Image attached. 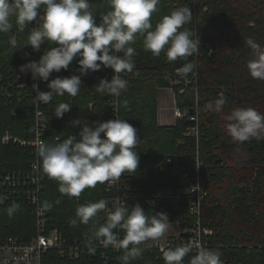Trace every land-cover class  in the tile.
I'll return each instance as SVG.
<instances>
[{
	"label": "trees",
	"instance_id": "trees-1",
	"mask_svg": "<svg viewBox=\"0 0 264 264\" xmlns=\"http://www.w3.org/2000/svg\"><path fill=\"white\" fill-rule=\"evenodd\" d=\"M90 4L97 23L101 22V17L110 10L108 0H90ZM177 8L190 9L192 19L183 30L189 26L196 33V39L200 40L198 54L169 62L164 52L153 56L145 51L143 37L138 35L131 45L136 49L135 68L132 73L120 74L128 81V87L117 97L119 115L137 129L139 136L135 149L139 164L132 174L133 191L127 206L138 203L148 216L164 209L170 221L186 227L197 219L190 213L189 202L195 195L189 187L199 176L206 192L201 224L213 231L209 247L220 253L223 264H264V139L233 143L226 119L238 107H252L264 113V79L249 74L247 62L252 59V52L245 43L251 38L264 46V0H161L152 16L153 26ZM33 26L28 25L23 32L13 28L0 33V136L7 131L26 139L33 136L36 101L17 87L19 66L36 60L31 46H24ZM12 38H16L15 44L11 43ZM47 47V42L41 45L40 56ZM77 59L67 70L53 72L49 79L79 75ZM188 61L196 65L188 74L192 82L187 86L172 83L175 70ZM113 74L110 67L89 71L81 76L82 85L76 97L67 94L52 97L45 105L46 143H55L57 136L63 139L78 134L80 126L71 123L74 119L82 118L89 125L109 120L113 96L97 93L95 88L101 79L110 80ZM23 76L30 85L31 74ZM185 78L180 76L181 80ZM169 87L174 89L181 108L194 107L197 100L198 136L185 134L196 123L189 118L177 119L173 125L159 123V92ZM182 88L185 90L180 92ZM221 94L226 99L221 111L209 109L208 105ZM62 102L71 104V109L57 118L54 112ZM240 151L246 155H240ZM33 158L30 149L20 144L0 143V176L9 170L29 169ZM40 168L44 184L42 203L51 210L58 226L68 233L88 236L106 222L105 212H99L88 224L80 223L76 217L79 206L109 200L105 183L86 188L78 198H70L58 191L56 180L43 173L41 160ZM10 206L0 199V239L8 236L30 239L36 233L31 207L19 205V210L9 216ZM123 254L124 251H108L109 264H121ZM92 261L88 256L60 258L54 250H48L43 257V264H92ZM189 261L190 256H186L184 264ZM130 264H164L163 252L153 250Z\"/></svg>",
	"mask_w": 264,
	"mask_h": 264
},
{
	"label": "clouds",
	"instance_id": "clouds-1",
	"mask_svg": "<svg viewBox=\"0 0 264 264\" xmlns=\"http://www.w3.org/2000/svg\"><path fill=\"white\" fill-rule=\"evenodd\" d=\"M108 3L110 10L97 23L90 0H0V33L13 28L23 32L35 21L24 46L39 51L45 42L49 45L38 61L19 66L21 72L31 74L33 81L47 82V91H40L38 84H33L39 102L48 103L54 95L76 97L82 85L81 76L102 67H110L114 74L110 80L101 79L95 91L119 97L128 87V81L120 74L132 73L135 68L136 49L131 45L138 35L143 37L145 51L153 56L164 52L169 62L198 54L200 40L183 30L192 19L189 8H177L153 26L152 16L161 0H108ZM245 43L252 52V59L247 62L249 74L264 79V46L251 38ZM76 58L79 75L49 79L53 72L67 70ZM195 67L188 61L177 72L187 77ZM225 102L221 94L208 108L220 112ZM70 109L71 104L62 102L54 115L62 118ZM226 119L233 143L264 139V113L255 108H235ZM71 123L80 126L78 134L57 137L53 144L41 142L38 146L42 171L58 182L62 195L78 198L86 188L116 183L122 175L136 172L139 155L135 149L139 136L127 120L115 118L89 125L77 118ZM19 207L13 203L7 214L12 216ZM99 212L107 213L106 222L93 231L92 238L104 247L123 250L121 264H130L140 257L142 244L158 242L169 229L166 213L148 216L138 203L128 207L118 199L83 204L77 208L76 217L80 223L88 224ZM77 219L72 221L74 225ZM120 232L124 233L122 238ZM186 256H190L189 264H223L220 253L206 247L195 253L191 244L163 251L164 264H184Z\"/></svg>",
	"mask_w": 264,
	"mask_h": 264
},
{
	"label": "built area",
	"instance_id": "built-area-1",
	"mask_svg": "<svg viewBox=\"0 0 264 264\" xmlns=\"http://www.w3.org/2000/svg\"><path fill=\"white\" fill-rule=\"evenodd\" d=\"M32 23L35 24V21ZM189 31L192 33V38L196 39V33L191 28H189ZM35 58L36 61L40 58L38 51H35ZM177 69L175 70V81L171 79L172 83H183L184 86H187L192 82V76H187L181 80ZM23 74L24 72L18 70L17 78L19 82L17 87L26 90L27 96L34 98L36 101L34 108L35 121L32 129L33 136L26 139L7 131L0 136V143L20 144L30 149L34 158L30 163L29 169H14L3 172L0 176V198H2L1 200L4 203L11 205L16 203L18 205L30 206L31 214L34 217L36 233L28 240H23L16 236L0 239V264H43L44 254L48 250L56 251L60 258L80 259L88 256L93 260L92 264H109L108 251L120 252L123 250H116L110 246H102L99 241L92 238V234L79 236L66 232L64 228L56 224L51 210L42 203L41 194L44 184L38 146L41 142L46 143L45 136L48 129V119L46 118L45 105L47 103L39 102L35 98L36 92L33 90V84H38L40 91H47L48 89L44 81H33L32 79L29 82L30 85H28L27 81L23 79ZM195 89L197 90V87ZM184 90L185 88H182L180 92ZM8 94L10 95V91H8ZM117 99V97L113 96V99L109 102L112 109L109 119H123L119 115ZM173 112L176 120L189 118L196 122L194 126L188 127L185 134L199 135L197 100L195 106L191 108H181L176 103ZM131 181L132 174H125L116 183L105 182L106 190L110 194L109 201L118 199L120 202L127 204L130 200V193L133 191L130 185ZM189 191L195 195L189 202V209L191 215L196 216V222L182 228L177 222L168 220L169 226H177V230L163 236L158 242H146L142 244L143 251L141 256L153 250L163 252L186 244H191L193 253L201 247L211 249L209 247V238L213 231L211 228L204 227L200 219L202 202L206 196V192L200 184L199 176L196 178V182L190 185ZM161 212L166 213L164 209H161ZM104 216L106 217L107 213ZM183 232H186L187 235L183 236ZM119 235L122 238L124 233L120 232ZM91 249H94V252Z\"/></svg>",
	"mask_w": 264,
	"mask_h": 264
},
{
	"label": "rangeland",
	"instance_id": "rangeland-1",
	"mask_svg": "<svg viewBox=\"0 0 264 264\" xmlns=\"http://www.w3.org/2000/svg\"><path fill=\"white\" fill-rule=\"evenodd\" d=\"M189 26H187L186 30L189 31ZM11 43H16V38L11 39ZM170 78V77H169ZM175 81V80H173ZM174 83V82H173ZM176 84V83H174ZM175 91L172 87L161 89L159 92L158 98V117L160 113V121L163 125H173L176 122V118L174 116L173 109L175 107ZM240 155H246L245 152L240 151ZM177 230V226H169L168 231L164 236L168 235L170 232Z\"/></svg>",
	"mask_w": 264,
	"mask_h": 264
},
{
	"label": "crops",
	"instance_id": "crops-1",
	"mask_svg": "<svg viewBox=\"0 0 264 264\" xmlns=\"http://www.w3.org/2000/svg\"><path fill=\"white\" fill-rule=\"evenodd\" d=\"M158 119H159V123L162 124L161 121H160V113H159V117H158ZM162 125H163V124H162Z\"/></svg>",
	"mask_w": 264,
	"mask_h": 264
},
{
	"label": "water",
	"instance_id": "water-1",
	"mask_svg": "<svg viewBox=\"0 0 264 264\" xmlns=\"http://www.w3.org/2000/svg\"><path fill=\"white\" fill-rule=\"evenodd\" d=\"M182 235H183V236H184V235H187V233H186V232H183Z\"/></svg>",
	"mask_w": 264,
	"mask_h": 264
}]
</instances>
